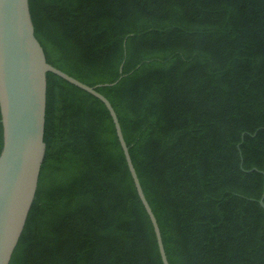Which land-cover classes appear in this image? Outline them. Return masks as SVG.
<instances>
[{"label": "trees", "instance_id": "trees-1", "mask_svg": "<svg viewBox=\"0 0 264 264\" xmlns=\"http://www.w3.org/2000/svg\"><path fill=\"white\" fill-rule=\"evenodd\" d=\"M28 2L46 62L111 104L168 264H264V0ZM43 141L9 264H162L103 103L46 73Z\"/></svg>", "mask_w": 264, "mask_h": 264}, {"label": "water", "instance_id": "water-1", "mask_svg": "<svg viewBox=\"0 0 264 264\" xmlns=\"http://www.w3.org/2000/svg\"><path fill=\"white\" fill-rule=\"evenodd\" d=\"M48 72L93 95L107 109L136 193L152 225L161 263L168 264L157 221L143 194L111 104L95 87L46 62L34 36L28 0H0V264H9L35 197L45 153ZM262 198L263 195L259 205L264 210Z\"/></svg>", "mask_w": 264, "mask_h": 264}]
</instances>
